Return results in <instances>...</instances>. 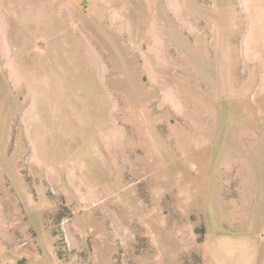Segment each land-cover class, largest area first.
I'll return each instance as SVG.
<instances>
[{"label": "rangeland", "instance_id": "1", "mask_svg": "<svg viewBox=\"0 0 264 264\" xmlns=\"http://www.w3.org/2000/svg\"><path fill=\"white\" fill-rule=\"evenodd\" d=\"M86 1L2 45L0 264H264V0Z\"/></svg>", "mask_w": 264, "mask_h": 264}, {"label": "crops", "instance_id": "2", "mask_svg": "<svg viewBox=\"0 0 264 264\" xmlns=\"http://www.w3.org/2000/svg\"><path fill=\"white\" fill-rule=\"evenodd\" d=\"M66 1L68 0H0V58L6 57L3 53L2 45L4 44L14 41L35 42L33 39L30 40L29 36L23 37L19 33L17 34V31L14 32L13 29L20 26L43 28L46 25V12L50 7L62 6L65 8ZM87 1L85 4H88ZM71 2L84 4V0H71ZM13 33L17 36H13Z\"/></svg>", "mask_w": 264, "mask_h": 264}]
</instances>
